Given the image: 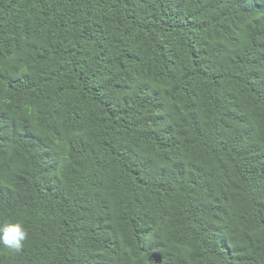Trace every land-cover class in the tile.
I'll return each mask as SVG.
<instances>
[{
  "label": "trees",
  "instance_id": "1",
  "mask_svg": "<svg viewBox=\"0 0 264 264\" xmlns=\"http://www.w3.org/2000/svg\"><path fill=\"white\" fill-rule=\"evenodd\" d=\"M0 264H264V0H0Z\"/></svg>",
  "mask_w": 264,
  "mask_h": 264
},
{
  "label": "clouds",
  "instance_id": "2",
  "mask_svg": "<svg viewBox=\"0 0 264 264\" xmlns=\"http://www.w3.org/2000/svg\"><path fill=\"white\" fill-rule=\"evenodd\" d=\"M28 238V230L21 221L0 223V246L11 251H20Z\"/></svg>",
  "mask_w": 264,
  "mask_h": 264
}]
</instances>
